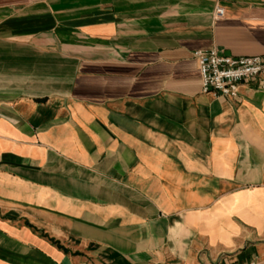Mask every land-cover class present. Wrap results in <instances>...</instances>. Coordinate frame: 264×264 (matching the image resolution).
Segmentation results:
<instances>
[{
  "label": "crops",
  "instance_id": "0c3cea01",
  "mask_svg": "<svg viewBox=\"0 0 264 264\" xmlns=\"http://www.w3.org/2000/svg\"><path fill=\"white\" fill-rule=\"evenodd\" d=\"M210 47L264 0L0 3V264H264V83L201 91Z\"/></svg>",
  "mask_w": 264,
  "mask_h": 264
},
{
  "label": "built area",
  "instance_id": "2783aa9c",
  "mask_svg": "<svg viewBox=\"0 0 264 264\" xmlns=\"http://www.w3.org/2000/svg\"><path fill=\"white\" fill-rule=\"evenodd\" d=\"M222 13V7L215 6V16H221ZM192 54L197 60L200 90L203 92L235 98L242 80L258 78V83L263 86L264 53L235 55L210 47L194 49ZM215 264H256V262L225 260Z\"/></svg>",
  "mask_w": 264,
  "mask_h": 264
},
{
  "label": "rangeland",
  "instance_id": "374dc122",
  "mask_svg": "<svg viewBox=\"0 0 264 264\" xmlns=\"http://www.w3.org/2000/svg\"><path fill=\"white\" fill-rule=\"evenodd\" d=\"M27 0H0V3H7V4H19Z\"/></svg>",
  "mask_w": 264,
  "mask_h": 264
}]
</instances>
